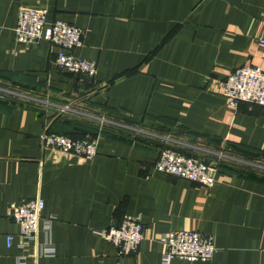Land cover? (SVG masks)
Masks as SVG:
<instances>
[{"label": "crops", "instance_id": "obj_1", "mask_svg": "<svg viewBox=\"0 0 264 264\" xmlns=\"http://www.w3.org/2000/svg\"><path fill=\"white\" fill-rule=\"evenodd\" d=\"M20 6L81 28L74 53L95 61L94 77L57 67L47 41L17 43ZM263 27L264 0H0V264L32 247L8 204L37 195L55 248L37 264H160L171 230L211 235L216 252L170 264H264V105L222 93L234 69L264 72ZM45 129L97 134V153L43 148ZM166 146L214 166V184L156 171ZM125 214L144 239L118 256L97 231Z\"/></svg>", "mask_w": 264, "mask_h": 264}, {"label": "built area", "instance_id": "obj_2", "mask_svg": "<svg viewBox=\"0 0 264 264\" xmlns=\"http://www.w3.org/2000/svg\"><path fill=\"white\" fill-rule=\"evenodd\" d=\"M83 30L61 19L47 18V10L20 6L14 28L15 41L20 44H37L47 41L52 49L53 62L65 71L89 78L96 74V63L78 56L74 49L82 46ZM258 42L264 46L263 35ZM222 93L232 107L239 103L264 105V72L256 65H242L234 69L225 79ZM20 95L19 93H16ZM43 148L65 154H74L86 159L97 153V138L74 139L61 133L43 130L40 135ZM153 168L156 171L210 187L214 184L216 168L200 158L187 156L171 148L162 147ZM44 201L40 196L11 201L7 206V217L18 226L20 246L32 244L27 255H18L15 264H37L41 257L53 256L55 248L51 240L53 217L43 216ZM116 248L118 256L133 255L144 239V226L137 215L125 214L116 225L97 231ZM12 235L5 236L6 246L12 244ZM165 246L160 264H170L174 258L187 261H206L216 252L211 235L196 230H171L160 235ZM32 262H26V258Z\"/></svg>", "mask_w": 264, "mask_h": 264}, {"label": "trees", "instance_id": "obj_3", "mask_svg": "<svg viewBox=\"0 0 264 264\" xmlns=\"http://www.w3.org/2000/svg\"><path fill=\"white\" fill-rule=\"evenodd\" d=\"M72 74V73H71ZM97 134H94L93 136H87L86 138H95ZM73 138V137H72ZM77 139V138H74ZM78 139H85V138H78Z\"/></svg>", "mask_w": 264, "mask_h": 264}]
</instances>
